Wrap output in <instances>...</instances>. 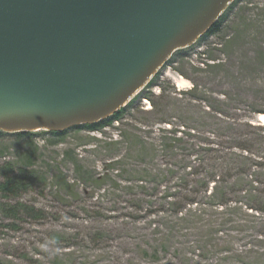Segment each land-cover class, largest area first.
Instances as JSON below:
<instances>
[{"label": "rangeland", "instance_id": "rangeland-1", "mask_svg": "<svg viewBox=\"0 0 264 264\" xmlns=\"http://www.w3.org/2000/svg\"><path fill=\"white\" fill-rule=\"evenodd\" d=\"M239 2L226 14L218 35L188 49L183 59L172 57L160 74L171 83L164 85L169 92L173 86L190 90V80L201 79L207 104L217 113L224 109L227 113L228 105L236 108L239 119L246 118L241 109L250 115L257 112L254 123L264 127L259 118L264 114L258 113L264 110V0ZM143 107L151 109L147 101ZM210 117L198 119L197 125L205 124L200 132L217 130L219 120ZM118 129H108L105 135L69 133L61 145L52 143L43 130L34 132L35 146L12 136L0 139V165L18 163L27 152L34 153L36 168L49 171L50 165H59L76 185L67 197L52 191L51 181L43 195L22 194L19 201L44 211L45 220L24 217L9 228L11 221L0 216L2 260L7 264H264V216L247 215L245 208L218 216L204 207L178 216L171 201L165 200L177 181L160 174L168 170L162 156L132 155L127 161L123 157L118 174L95 186L88 175L106 174L105 158L111 154L109 144L118 140ZM78 160L81 175L75 171ZM176 161L169 164L175 166ZM257 173L263 180L262 169ZM139 180H144L143 186ZM157 180L166 181L159 191ZM213 222L217 225L208 226Z\"/></svg>", "mask_w": 264, "mask_h": 264}, {"label": "water", "instance_id": "water-1", "mask_svg": "<svg viewBox=\"0 0 264 264\" xmlns=\"http://www.w3.org/2000/svg\"><path fill=\"white\" fill-rule=\"evenodd\" d=\"M236 0H0V131L97 125Z\"/></svg>", "mask_w": 264, "mask_h": 264}, {"label": "trees", "instance_id": "trees-1", "mask_svg": "<svg viewBox=\"0 0 264 264\" xmlns=\"http://www.w3.org/2000/svg\"><path fill=\"white\" fill-rule=\"evenodd\" d=\"M239 1L236 0L220 21L195 45H200L206 37L218 35L222 23L226 21V14ZM187 50L178 51L174 56L181 55L183 59ZM203 66L217 67L216 65L211 67L209 64ZM198 72H201V69L198 68ZM190 81L192 84L190 90L182 92L173 86L169 92L164 85L170 86L171 83L162 80L161 74L158 73L140 95L108 120L97 125L75 127L62 133L43 131L42 134L48 136L52 143L61 145L67 140L69 133L105 135L108 129L118 126V140L109 144L111 154L105 158L106 174L102 177L88 175L95 186L104 185L111 174H118L120 171L118 166L121 165L123 157L127 161L132 155L144 159L162 156L167 160L165 165L168 170L160 174L168 181H177L171 188L172 193L165 200L171 201L178 216H182L187 210L194 212L203 207L213 210L218 216L230 215L229 213H233L235 209L242 212L244 208L247 215L251 212L264 216V127L254 123V114L257 112L250 115L245 109H241L240 113L246 114L244 115L246 118L239 119L240 116L235 115L236 108L228 105L224 106L228 110L227 113L224 112L225 109L217 113L207 104L208 99L198 83L202 80L195 78ZM156 90L159 93H156ZM224 97L226 98V94ZM144 101L150 103L149 111L143 109ZM258 113L263 115L264 110ZM203 115L212 117L214 115V118L219 120L217 130L214 132L210 130V135L199 131L205 126L197 125L198 119L204 120ZM209 127L213 128V125L209 124ZM8 136L17 140H27L35 146L33 138L37 135L32 132L6 134L0 131V139ZM179 151L182 153H178ZM122 152L126 157L122 156ZM35 158L34 153L27 152L18 163L0 165V216L11 221L7 225L9 228L17 226L24 217L45 220L44 211L19 201L22 194L37 192L43 195L48 189L49 181L52 183L50 187L52 191L66 197L73 194L76 187L67 180L65 172L59 165H50L49 171L39 169L34 164ZM170 160L176 161V165L169 164ZM74 164L76 174L81 175L83 169L81 162L78 160ZM257 169H262L263 180ZM160 174L157 173L156 177ZM143 181L139 180L137 183L143 186ZM164 182L166 181L157 182V191L160 185L165 184ZM166 188L164 187V191H167ZM245 200L248 201L244 203ZM214 223L208 226L217 225ZM224 224L225 222L222 225ZM0 264L7 263L0 258Z\"/></svg>", "mask_w": 264, "mask_h": 264}, {"label": "bare ground", "instance_id": "bare-ground-1", "mask_svg": "<svg viewBox=\"0 0 264 264\" xmlns=\"http://www.w3.org/2000/svg\"><path fill=\"white\" fill-rule=\"evenodd\" d=\"M259 118H260V121L264 124V115L263 116H259ZM32 133H34V132H32Z\"/></svg>", "mask_w": 264, "mask_h": 264}]
</instances>
